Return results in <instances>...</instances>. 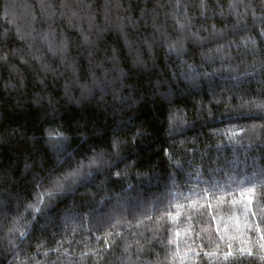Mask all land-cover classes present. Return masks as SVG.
Listing matches in <instances>:
<instances>
[{
    "label": "trees",
    "instance_id": "16d2710c",
    "mask_svg": "<svg viewBox=\"0 0 264 264\" xmlns=\"http://www.w3.org/2000/svg\"><path fill=\"white\" fill-rule=\"evenodd\" d=\"M0 264H264V0H0Z\"/></svg>",
    "mask_w": 264,
    "mask_h": 264
},
{
    "label": "snow or ice",
    "instance_id": "6c2138e0",
    "mask_svg": "<svg viewBox=\"0 0 264 264\" xmlns=\"http://www.w3.org/2000/svg\"><path fill=\"white\" fill-rule=\"evenodd\" d=\"M76 175V173H70L69 174V176L71 177V176H75ZM64 179H68V177H65ZM55 184H56V186L57 187H60L61 186V181L60 180H57L56 182H55ZM255 193V189L253 188V189H248V190H246V192L245 193H242V195L243 196H245V197H247L248 198V203H249V205L252 203V199H251V197L249 196V194H254ZM52 193H47V195H51Z\"/></svg>",
    "mask_w": 264,
    "mask_h": 264
}]
</instances>
